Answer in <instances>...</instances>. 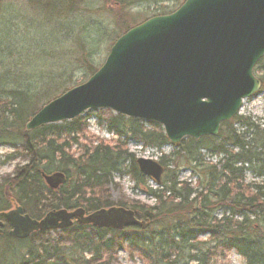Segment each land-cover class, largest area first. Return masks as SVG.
Wrapping results in <instances>:
<instances>
[{"label":"trees","instance_id":"16d2710c","mask_svg":"<svg viewBox=\"0 0 264 264\" xmlns=\"http://www.w3.org/2000/svg\"><path fill=\"white\" fill-rule=\"evenodd\" d=\"M183 1L0 0V147L12 149L8 156L23 163L0 182V213L10 209L11 201L34 220L59 209L89 214L119 206L147 223L145 230L122 231L74 225L18 240L7 235L10 225L0 216V264H120V252L142 264H215L228 252L244 264H264V130L249 118L235 117L220 125L216 137L184 139L161 155L163 174L155 189L138 171L126 142L160 150L169 143L158 125L104 110L100 113L107 117L98 125L117 138L113 145L84 138L86 116L25 132V123L42 106L95 73L94 56L105 42L107 54L132 27L126 19L130 8L171 3L172 10L159 14L165 15ZM27 14L40 21L36 33ZM254 73L264 89V57ZM81 138L88 143L80 145ZM201 151L219 159L209 163ZM183 168L194 185L178 179ZM247 172L261 180L247 183ZM54 173L63 179L50 189L43 175ZM124 176L154 204L112 202L113 179Z\"/></svg>","mask_w":264,"mask_h":264},{"label":"water","instance_id":"95a60500","mask_svg":"<svg viewBox=\"0 0 264 264\" xmlns=\"http://www.w3.org/2000/svg\"><path fill=\"white\" fill-rule=\"evenodd\" d=\"M263 57L264 0H185L171 14L147 19L121 35L99 69L44 105L26 122L25 132L108 110L159 125L175 148L183 139L216 137L243 100L259 92L254 68ZM136 165L144 177L160 183L163 168L157 162L138 158ZM62 179L60 173L43 175L50 189ZM1 215L14 239L69 228L73 219L77 225L116 231L147 227L132 211L115 207L88 215L60 209L40 221L19 206Z\"/></svg>","mask_w":264,"mask_h":264},{"label":"rangeland","instance_id":"374dc122","mask_svg":"<svg viewBox=\"0 0 264 264\" xmlns=\"http://www.w3.org/2000/svg\"><path fill=\"white\" fill-rule=\"evenodd\" d=\"M21 9L26 10L27 6L22 5ZM172 9H173V5H171V3L170 4L158 3L153 5L143 4L137 7L130 8L127 11L126 19H129L130 26H134L144 22L146 19L152 16L159 15L163 12H167ZM26 17L34 21L32 31L36 33V29L39 30V28H37L36 26L40 24V21L36 19L35 14H27ZM104 19L106 20L109 31L113 30L112 28H115V26L112 27L111 25H109L108 19H106V17H104ZM110 26L112 28H110ZM108 47L109 46H106V42H105L102 51L94 56L93 66H95L96 68H99L101 66V64L103 63L106 57V52L104 51V49L106 50ZM75 80L78 83H80V80H82V76L79 71L75 72ZM84 116H86V122L88 125V129L84 138L92 141L94 144L97 143L98 140L104 141V143L109 145L114 144V141L117 140V138H115V136H112L110 133H108L105 130L103 124L98 125L99 120H104L107 117V115L100 113V110H98V111H89ZM239 116L244 118H249L251 122L259 125V128L264 130V89L261 88L260 93L243 101L240 111L236 117ZM233 127L237 129L239 132L242 131V129H240L235 124L233 125ZM86 142L87 141H85L83 138L78 140V143L80 145H83ZM126 144L128 151L134 154L135 158H145V159H150L152 161H158L161 155H169L173 149L169 145L164 146L160 150L143 148L139 143H136L133 140L127 141ZM75 149L76 147L74 146L72 148V151ZM11 153H12V149L7 147H0V182H2V180L12 178V175L15 169L17 168V166L23 165L21 158L19 157H15L14 159L10 158L8 155H10ZM201 154L204 160L209 163L215 164V162L217 161L214 157H210L204 151H201ZM177 177L180 181L191 182L192 185H194L195 183V179L190 176V172L187 169L184 168L180 169L177 173ZM260 180L261 179H254L252 174H250L249 172L246 173L245 181L247 183H252L253 181L258 183ZM113 183H115L116 186L112 185L110 188L112 202L118 204L119 202L139 201L140 203H144L148 205L154 204L153 200L149 198L142 189L134 188V183L130 179H128V177L125 176L122 178L114 177ZM148 186L153 189L157 188L155 184L151 181H148ZM15 205L17 204L11 201L10 209L14 208ZM220 216L221 213H218L217 218H219ZM118 260L120 264H142L137 259V257H134L133 259H129L127 254L124 252L118 253ZM215 264H244V261L234 252H228L224 254V257L219 256Z\"/></svg>","mask_w":264,"mask_h":264},{"label":"flooded vegetation","instance_id":"af4514ba","mask_svg":"<svg viewBox=\"0 0 264 264\" xmlns=\"http://www.w3.org/2000/svg\"><path fill=\"white\" fill-rule=\"evenodd\" d=\"M61 229L57 228V230L55 229V231H60Z\"/></svg>","mask_w":264,"mask_h":264}]
</instances>
